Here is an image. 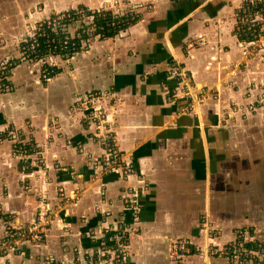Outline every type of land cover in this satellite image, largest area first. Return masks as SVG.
Instances as JSON below:
<instances>
[{"label":"crops","instance_id":"crops-1","mask_svg":"<svg viewBox=\"0 0 264 264\" xmlns=\"http://www.w3.org/2000/svg\"><path fill=\"white\" fill-rule=\"evenodd\" d=\"M112 1L0 0V69L15 66L0 90V239L40 211L55 214L41 241L1 254L0 264L48 256L56 264H119L122 247L99 234L118 224L127 229V264H228L207 262L205 220L218 248L241 228L255 232L246 245L264 240V108L229 112L231 100L244 105L264 92V39L243 54L249 45L234 32L240 0H126L154 9L91 38L70 59L48 56L56 70L48 80L42 63L21 57L26 22ZM88 25L77 20L69 31ZM195 41L201 45L190 48ZM181 71L198 93L207 90L199 115L191 113V88L176 78ZM91 95L105 113L100 130L77 106ZM103 134L110 141L101 145ZM9 135L28 150L24 161L12 156ZM107 149L123 166L99 175ZM43 172L44 180L34 177ZM180 242L187 253L176 251Z\"/></svg>","mask_w":264,"mask_h":264},{"label":"built area","instance_id":"built-area-1","mask_svg":"<svg viewBox=\"0 0 264 264\" xmlns=\"http://www.w3.org/2000/svg\"><path fill=\"white\" fill-rule=\"evenodd\" d=\"M131 8L129 10H117V14H121L123 16L131 17ZM112 11L111 9H107ZM115 13V12H113ZM115 13V14H116ZM82 16V12H78L74 15H69L67 13H60L54 19L47 20L42 23H34L33 25H28L24 34V38L19 43V52L20 55H30L35 54L39 47V38L38 34L41 31H44L46 28L54 27L57 32L64 34L69 31L70 23L74 22L78 16ZM236 21L234 29L238 33L239 36L243 37L245 44L249 45L250 49L257 50L259 48V44L262 39H264V0H240L239 6L236 11ZM84 21L86 17L82 18ZM39 22V21H37ZM45 24V25H44ZM70 32V31H69ZM201 42L195 41L189 47L199 46ZM257 47V48H256ZM51 72L43 71L42 78L45 80L49 79V74ZM187 89H189L186 86ZM190 90V89H189ZM95 96L91 95L85 99L79 98L77 101V106L83 107L88 110V115L91 121L95 122L97 127H101V123L105 120V113L98 110L94 106ZM264 105V95L262 96L260 102L257 106ZM251 109L253 107H250ZM233 110H236V107H233ZM7 141L13 143L11 148V154L14 158L24 161L27 157L28 150L25 146L18 144L12 135H9L6 138ZM110 141L108 135L103 134L101 136L100 144L103 145ZM1 143V140H0ZM20 145V146H19ZM48 145V142L45 141L38 146V151H43ZM107 154V155H106ZM104 167L99 171V175H108L111 170L118 166H123L122 158H115L112 155L111 149H107L104 156ZM125 174L132 172V167L126 166L124 169ZM37 179L42 177L44 180L46 178L45 173L34 174V177ZM124 203L126 208L129 210L136 209V202L134 198L129 197L124 199ZM55 214H49L44 211H40L38 216L29 224L26 229H21L17 231L16 235H7L5 240L0 242V255L8 254L9 251L16 248L17 246L25 245L27 242L36 243L41 241L44 238V234L46 231V226L48 225L50 219L54 217ZM204 232L206 236V246L203 249V254L207 262L210 261L211 258H223L226 259L228 264H261V261H264V247L261 244L257 245H246V237L249 228L243 231H235L233 235V240L223 245V247H217L211 244L213 238V231L211 225L207 220L203 223ZM107 231L111 234L113 240H117L118 243L126 244L127 241V229L126 226L122 224L113 225L107 227ZM122 250L116 254L115 259L119 264H126V251L123 248L124 245H120ZM176 251L178 253H187L188 247L187 243L180 242ZM106 259L98 260L94 262V264H107ZM41 264H56L55 260L51 257H44Z\"/></svg>","mask_w":264,"mask_h":264},{"label":"trees","instance_id":"trees-1","mask_svg":"<svg viewBox=\"0 0 264 264\" xmlns=\"http://www.w3.org/2000/svg\"><path fill=\"white\" fill-rule=\"evenodd\" d=\"M78 12H82V16H78V18L71 22L70 24L75 23L77 20H81L84 17H88L85 23L89 25L81 29L77 35H72L71 32H65L64 34L59 33L56 31L54 27L46 28L44 31H41L37 36L39 38V47L35 54L30 55H23L22 58H30L36 60L37 62L42 63L43 71L46 70L47 72H51L49 74V78L55 76L56 70L53 67H47L45 64V60L48 56H62L66 59H70L74 56L75 53L83 49V45L88 42L90 38L95 36L105 37L111 35L113 31L119 30L121 28H126L133 25L138 19L137 16L125 17L121 14H115L110 10H91L84 8H77L76 10H69L64 12H57L50 14L46 19L40 20L36 23H42L47 20L54 19L60 13H67L69 15H74ZM136 17V18H135ZM45 25V24H44ZM236 36L243 40L242 36H239L238 33L235 31ZM21 54V53H20ZM13 65L10 69L14 68ZM42 71V74H43ZM9 69L7 72L4 73V76L9 74ZM41 74V75H42ZM5 77H3V82L5 81ZM4 88V86H2ZM8 88V86H6ZM1 94V93H0ZM247 228L237 229L235 231H243ZM248 233L247 236L252 232L255 234L253 229H247ZM234 231V232H235ZM6 234L3 235V238L0 239L1 241L5 240ZM247 238V237H246ZM261 242V243H260ZM259 243L264 247V240H259ZM218 259V258H215ZM261 264H264V261H261Z\"/></svg>","mask_w":264,"mask_h":264},{"label":"rangeland","instance_id":"rangeland-1","mask_svg":"<svg viewBox=\"0 0 264 264\" xmlns=\"http://www.w3.org/2000/svg\"><path fill=\"white\" fill-rule=\"evenodd\" d=\"M153 4L154 3H144V4H140V3H130L129 4V2H127L126 0H122V1L115 0V1H112L111 3H109L107 5L103 4L102 6L99 5V4L96 5V6H91L90 5L89 6L90 8H88V10L89 11H91V10H99V11H101L102 9H104V10L111 9L112 12H115L116 13L117 10L123 9V10L126 11V10H129V8H131L130 9L131 10V13H132L131 15L132 16H138L139 14L141 15L142 13H145V12H147V13L151 12L154 9ZM30 5L31 4H27V6H30ZM8 6L10 7V5H8ZM35 9L38 12L40 8L39 7H36ZM137 19H138V17H137ZM86 20H88V17H86ZM36 22L37 21H28V22H26L23 25L22 39L24 38V34H25V31H26L27 26L28 25H33ZM20 41L16 43V47L18 48V50H19V43H20ZM259 45H261V44H259ZM255 51L256 50H253V49H250L249 48L248 50H243V54L249 57V55L253 54ZM8 69H9V71L11 70L10 67L7 66V65L1 67V69H0V90L3 89L2 86H4L5 90H6V86H8V88L10 87V84L7 81V78L9 77V74L6 75V76H4V73L7 72ZM180 69H181V67H180ZM3 77L6 78L4 82L2 81L3 80ZM176 78L182 84L183 89H185L186 86L189 89L191 88V113L192 114H195V115H199L200 114V106H201V103H202L203 99L206 98L205 97V93H207V90H205L203 93H201V92L198 93L196 91L195 84L193 83V80H192L193 78H192L191 74H189L187 71H181V72L177 73ZM263 95H264V92H260L257 97H255V98L252 99L253 102L245 103L244 105L239 104L236 100H231L230 104L232 103V106L230 105L229 112L231 114L235 113L234 110H233V107H236V110L235 111H238V112H253V111H255V110L259 109V108H264V105L263 106H257V104L260 102V100H261V98H262ZM247 96L252 97V93L249 92V94H247ZM96 97H100V96L99 95H96ZM250 107H253V108L251 109ZM240 108H244V110H240ZM263 165H264V161H263ZM45 203H46V201L43 203V205ZM47 203H48V200H47ZM37 216H38V213H37ZM52 220L53 219H50L49 222H51ZM107 229H108L107 227L106 228H103L102 230H100L99 234H101L103 232V234H109L110 238H112L111 237V234L107 231ZM106 231H107V233H106ZM127 241H129V240H127ZM119 245H122L123 246L125 244L120 243ZM116 249H118V248H116ZM53 259L56 260L55 258H53ZM110 261L111 260L106 261V262L110 264ZM39 264H41V263L39 262ZM45 264H47V263H45ZM93 264H94V262H93Z\"/></svg>","mask_w":264,"mask_h":264}]
</instances>
